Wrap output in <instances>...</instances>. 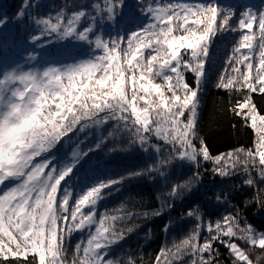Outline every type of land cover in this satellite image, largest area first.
I'll use <instances>...</instances> for the list:
<instances>
[{
  "label": "snow or ice",
  "instance_id": "obj_1",
  "mask_svg": "<svg viewBox=\"0 0 264 264\" xmlns=\"http://www.w3.org/2000/svg\"><path fill=\"white\" fill-rule=\"evenodd\" d=\"M138 2L147 23L125 12V0L74 3L71 11L65 5L55 15H33V9L44 7L41 0H21L12 16L0 14V45L10 25L31 24L38 35L29 39L42 49L46 45L40 41L46 38L75 42L41 69L25 71L19 64L0 63V264H67V243L76 232L82 235L74 245L72 264H119L110 253L125 239L118 225L133 213L123 204L112 212H98V204L126 181L154 179V174L162 178L167 191L157 195L167 200L153 215H162L177 197L192 191L202 175L201 159L212 162L211 172L222 184L237 173L244 177V186H257V178L264 183V114L252 96H264V7H242L237 17V10L221 7L218 0ZM101 26L118 31L115 36L108 32L105 39ZM224 33L238 34L239 39L215 86L230 93L247 90L231 111L256 138L250 147L213 156L199 136L197 116L210 44ZM27 59L37 57L29 53ZM186 73L192 74L194 84ZM105 125L111 130L87 150L80 141L71 157L66 150L62 157L52 151L61 150L57 146L65 138L72 143L69 133L75 136L91 127L99 133ZM121 137H127V146L120 151L138 146L148 157L134 169H87L81 179L89 155ZM189 165L194 171L184 178ZM215 198L218 204L228 200L227 193L222 197L217 192ZM248 203L264 207L259 196ZM183 217L194 218L195 226L174 244L175 251L160 249L153 264H175L185 255L191 264H221L216 242L227 249L231 264H264V231L247 221L241 226L239 210L209 222L203 242L201 205L189 207ZM257 247L260 253L253 260L251 250Z\"/></svg>",
  "mask_w": 264,
  "mask_h": 264
},
{
  "label": "trees",
  "instance_id": "obj_2",
  "mask_svg": "<svg viewBox=\"0 0 264 264\" xmlns=\"http://www.w3.org/2000/svg\"><path fill=\"white\" fill-rule=\"evenodd\" d=\"M41 2L44 7L39 10L33 9V15H37L38 12L40 15H55L61 6L67 5L71 8L74 3H91L92 0H41ZM189 2H195V0H189ZM125 3L126 13H135L141 21L147 23V20L140 15L138 0H125ZM218 3L221 7H232L237 10V17L239 11L243 10L242 7L251 8L254 11L264 7V0H218ZM20 5L21 0H18L17 3L13 0L8 6L1 4L0 14L7 12L9 16H12ZM31 26L33 28V24ZM9 28L17 30V34L27 32L20 26L13 27L11 25ZM9 28L5 32L4 43L0 45V61L4 58H1L3 53L10 51L2 63L5 66H9L11 62L14 66L19 62L27 63L30 61L27 59L28 54L32 53L37 57L31 67L32 69L47 67L51 62L59 58V53L63 49L71 47L72 45L70 44L73 43L71 40L65 44L55 40L53 47L44 51L29 47L32 43L31 41H28L26 45L13 44L9 46L10 39L15 35L7 34V31L10 30ZM99 31L104 35L105 39H108L107 33L111 32L115 36L118 29L101 26ZM35 33L38 34L37 32ZM14 38L26 40V36L21 35L14 36ZM51 39L46 38L40 43L47 45ZM238 39V34L233 33H224L212 38V43L210 44L211 58L207 62L206 77L200 89V104L197 116L198 133L204 139L210 154L213 156L226 153L237 147H250L256 138L253 130L244 126L241 117L231 111L234 102L246 95L247 90L242 89L239 92L230 93L226 89H218L215 86L219 74L225 70L227 58L231 55V48ZM77 50L83 51L84 49L78 48ZM83 58H87V56ZM186 79L190 85L194 84L191 73H186ZM154 82L162 83L160 80ZM252 96L258 111L264 114V96L259 93H253ZM110 130L111 126L105 125L101 127L99 133L95 127L87 129L84 133H77L75 136L69 133V136L72 137V143H69L67 138H65L64 145L57 146L61 150L53 149L52 151L57 157H62L64 150H66L68 156L71 157L73 149L80 141L84 142L80 144V147L87 150L90 145H94L100 135L106 136ZM152 142L162 144L161 141L155 138H153ZM195 143L199 146V139ZM126 146L127 137L106 141L101 150H96L85 160L83 167L80 169L81 179H83L87 169H104L105 167L118 170L134 169L148 157V153L140 150L138 146L129 152L120 151ZM109 149H116V151L109 152ZM57 162L62 163L63 161L58 159ZM149 162L152 161L149 160ZM212 166L211 161L201 159L200 172L202 175L199 182L191 192H186L182 197H177L174 200V207L171 209L165 208L162 215L152 214L153 210L160 209L161 205L167 200L166 196L158 198V192L167 191V189L163 188L162 178L155 176V174L154 179L145 176L126 181L119 192L100 201L98 212H104L105 210L112 212L123 204L128 212L133 213V215L118 225V229L124 231L125 239L120 241L118 245L113 246L110 256L115 257L119 264H125L131 258H135L136 264H153L154 256L159 253L160 249L169 248L175 251L174 244H178L181 239L185 238L196 223L194 218H182V214L186 213L189 207H194L196 204L201 205V215L204 220V230L200 236L201 242H203L204 236L207 235V224L209 222L214 224L222 215L237 210L240 211L241 226H243L244 221H247L257 231H264V207H261L259 203L245 204V201L255 200L258 196L261 200H264V192H258V188L264 189V183H260L257 178V186H244V177L237 173L222 184L221 178L212 174ZM192 171H194L193 166H186L183 169L186 174L184 178H187V175H191ZM237 185L239 187H236ZM217 192H220L222 197L224 193H227V202L218 204L215 198ZM165 225H170L171 230L165 231ZM128 229H132V231L128 232ZM81 235L80 232L73 233L68 240L65 254L67 264H72L73 248L75 243L81 239ZM236 242L241 247H246L243 240H237ZM214 247L220 252L221 264H231L227 249L219 242H216ZM251 252L253 260H255L256 254L260 253V250L257 247ZM12 259V257H9V260ZM175 264H191V259L185 255L182 261H176Z\"/></svg>",
  "mask_w": 264,
  "mask_h": 264
},
{
  "label": "rangeland",
  "instance_id": "obj_3",
  "mask_svg": "<svg viewBox=\"0 0 264 264\" xmlns=\"http://www.w3.org/2000/svg\"><path fill=\"white\" fill-rule=\"evenodd\" d=\"M13 0H0V5L2 4V5H5V6H8V4L9 3H11ZM16 1V3L18 2V0H15ZM67 10L68 11H71V8L68 6L67 7ZM12 15V14H11ZM13 23H15V21L13 22ZM11 26V25H10ZM10 30L9 31H7V34H9V33H11V34H15V35H13V37L10 39V41H9V46L11 45H13V44H21V45H26L27 44V42L28 41H31L30 39H29V35L32 33V34H36L35 32H37L38 33V31L36 30V27H35V25L33 24V28H32V26L31 25H29L27 28H25V27H23V30L24 31H27V32H20V33H18L17 34V30H13V28H9ZM31 32V33H30ZM17 35H21V36H26V40L24 41V39L23 38H19L18 40H17V38H14V36H17ZM36 35H38V34H36ZM51 42H48L47 43V45L46 44H44V45H46L43 49L41 48V47H39V46H35L33 43H31V45L29 46V47H33V48H37L38 50L40 49V50H49V49H51L52 47H53V44H54V42H55V38L54 37H52V39L50 40ZM70 41V39L69 40H67V41H60L61 43H63V44H65V43H68ZM73 43H71L70 45H73L75 42L74 41H72ZM30 43V42H29ZM3 49V48H2ZM10 53V51H7V53H3V55H2V57L1 58H3L2 59V61H0V63H3L4 62V60H5V58L7 57V55ZM6 62V61H5ZM17 64H19L22 68H23V70H25V71H27L29 68H31L32 66H33V64H34V61H29V62H27V63H25V62H19V63H17ZM16 64V65H17ZM15 65V66H16ZM10 67H15L14 65H13V63L11 62V64L9 65Z\"/></svg>",
  "mask_w": 264,
  "mask_h": 264
}]
</instances>
